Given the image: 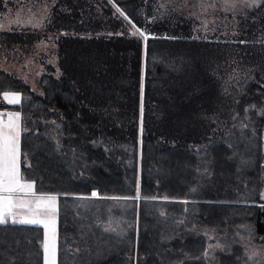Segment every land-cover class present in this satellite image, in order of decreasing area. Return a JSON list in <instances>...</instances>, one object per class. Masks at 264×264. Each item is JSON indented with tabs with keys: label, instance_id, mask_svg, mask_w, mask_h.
I'll return each instance as SVG.
<instances>
[{
	"label": "trees",
	"instance_id": "16d2710c",
	"mask_svg": "<svg viewBox=\"0 0 264 264\" xmlns=\"http://www.w3.org/2000/svg\"><path fill=\"white\" fill-rule=\"evenodd\" d=\"M247 2L202 21L192 0H54L41 30L0 29V117L19 113L21 174L58 199L57 264H264V0ZM41 40L34 87L11 62ZM42 239L0 222V264H43Z\"/></svg>",
	"mask_w": 264,
	"mask_h": 264
},
{
	"label": "rangeland",
	"instance_id": "374dc122",
	"mask_svg": "<svg viewBox=\"0 0 264 264\" xmlns=\"http://www.w3.org/2000/svg\"><path fill=\"white\" fill-rule=\"evenodd\" d=\"M192 1L196 6V15H200L202 21H225L227 14L236 8L243 9L249 0ZM2 2L0 29L13 31L14 37L18 31L41 30L45 24L48 9L54 0H2ZM131 32L134 31L131 30ZM50 47L47 41H37L32 46H27V61L24 64L20 63L19 55H15L11 62L16 73L19 76L23 75V79L34 87L41 73V68L34 61L40 58L36 54L44 52L50 54ZM31 53H35L36 58L32 59ZM55 60L54 56L49 58L51 63H55ZM0 62L3 67L7 64L1 58ZM11 65H9L10 68ZM56 73L59 71L57 70ZM2 97L7 104H16L21 100L18 92H4ZM21 132L19 113L15 110L2 111L0 117V222L40 226L43 231V264H57L58 199L55 195L37 193L34 183L23 178L20 161ZM245 238L247 242L250 241L248 236ZM239 245L244 248L249 259L254 260L256 249L249 243H243L242 238Z\"/></svg>",
	"mask_w": 264,
	"mask_h": 264
},
{
	"label": "water",
	"instance_id": "95a60500",
	"mask_svg": "<svg viewBox=\"0 0 264 264\" xmlns=\"http://www.w3.org/2000/svg\"><path fill=\"white\" fill-rule=\"evenodd\" d=\"M150 35H147L145 36L144 35V38H145V47H146V37H149ZM145 55H146V50L144 49V64H145Z\"/></svg>",
	"mask_w": 264,
	"mask_h": 264
},
{
	"label": "crops",
	"instance_id": "0c3cea01",
	"mask_svg": "<svg viewBox=\"0 0 264 264\" xmlns=\"http://www.w3.org/2000/svg\"><path fill=\"white\" fill-rule=\"evenodd\" d=\"M7 111H9V110H7ZM4 113H6V112H4ZM44 195H48V194H44Z\"/></svg>",
	"mask_w": 264,
	"mask_h": 264
},
{
	"label": "bare ground",
	"instance_id": "6f19581e",
	"mask_svg": "<svg viewBox=\"0 0 264 264\" xmlns=\"http://www.w3.org/2000/svg\"><path fill=\"white\" fill-rule=\"evenodd\" d=\"M167 236V235H166ZM165 240V239H164ZM218 255V254H217Z\"/></svg>",
	"mask_w": 264,
	"mask_h": 264
}]
</instances>
